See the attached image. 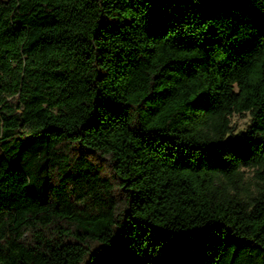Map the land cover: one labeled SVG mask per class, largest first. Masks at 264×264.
I'll return each instance as SVG.
<instances>
[{"label": "trees", "instance_id": "1", "mask_svg": "<svg viewBox=\"0 0 264 264\" xmlns=\"http://www.w3.org/2000/svg\"><path fill=\"white\" fill-rule=\"evenodd\" d=\"M0 264H264V0H0Z\"/></svg>", "mask_w": 264, "mask_h": 264}, {"label": "rangeland", "instance_id": "2", "mask_svg": "<svg viewBox=\"0 0 264 264\" xmlns=\"http://www.w3.org/2000/svg\"><path fill=\"white\" fill-rule=\"evenodd\" d=\"M232 121V133L227 137V141H238L241 136L249 129L252 117L250 114L234 115ZM245 178L248 184H253L255 172L252 169H244ZM77 207L87 213H95L96 207L93 205L90 197L87 195H79V199L75 202ZM10 217H5L3 221H9Z\"/></svg>", "mask_w": 264, "mask_h": 264}]
</instances>
